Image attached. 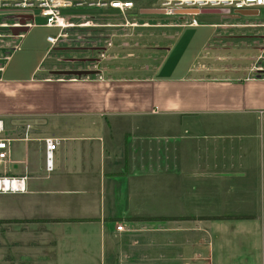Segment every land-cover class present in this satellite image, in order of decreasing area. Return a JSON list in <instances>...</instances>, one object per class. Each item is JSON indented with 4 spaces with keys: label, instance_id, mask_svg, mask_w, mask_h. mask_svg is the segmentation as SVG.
<instances>
[{
    "label": "crops",
    "instance_id": "0c3cea01",
    "mask_svg": "<svg viewBox=\"0 0 264 264\" xmlns=\"http://www.w3.org/2000/svg\"><path fill=\"white\" fill-rule=\"evenodd\" d=\"M249 11L182 14L200 24L160 63L114 70L49 69L56 28L30 63L27 30L0 67L11 170L27 176L0 193V264H264V23ZM224 27L262 39L258 54L202 64Z\"/></svg>",
    "mask_w": 264,
    "mask_h": 264
},
{
    "label": "rangeland",
    "instance_id": "374dc122",
    "mask_svg": "<svg viewBox=\"0 0 264 264\" xmlns=\"http://www.w3.org/2000/svg\"><path fill=\"white\" fill-rule=\"evenodd\" d=\"M164 1L139 0L136 8L126 14L92 9L76 10L73 11L74 13L68 11L69 18L74 16L75 25L68 28L66 36L59 40L57 52L53 51L54 59L47 60V63L50 61L47 64L48 68L52 69L55 66L89 68L91 65L95 64L96 66L100 63L101 66L106 64L114 70L117 65L139 66L145 63H153V65L160 63L162 61L160 57L162 53L163 55L165 53L164 50L176 40V33H180L182 30L188 31L182 26L189 22L187 20L189 16L183 17L182 15L188 13L179 10L168 12L170 9L163 5ZM11 15L0 14V67L6 63L7 55L15 49L20 39L12 30V24L17 20L13 19ZM198 18L200 19V17ZM259 20L264 23V7L260 9ZM44 21L37 14L36 22L43 23ZM262 23L257 22L256 25ZM241 30H243L241 27L222 28L209 47V53L206 52L207 57L202 59V64L219 66L221 63H226L222 58L233 53L238 56L250 51L249 55L251 56L252 51H255L258 54V48L255 46L258 44L257 42L261 44L262 39L259 37L247 38L241 34ZM28 32L23 46L24 51H28L32 47L29 62L33 63L37 58L35 51H47L50 45L45 38L48 34L56 35L57 30L48 29L39 24ZM245 51L247 52L245 53ZM263 53L264 50L260 52L261 55ZM238 62L235 60L234 64ZM256 64L258 63L256 62Z\"/></svg>",
    "mask_w": 264,
    "mask_h": 264
},
{
    "label": "built area",
    "instance_id": "2783aa9c",
    "mask_svg": "<svg viewBox=\"0 0 264 264\" xmlns=\"http://www.w3.org/2000/svg\"><path fill=\"white\" fill-rule=\"evenodd\" d=\"M139 0H0V14H12L17 20L12 24L13 28L30 29L39 24L58 29L56 36H48L49 42L55 46L59 40L66 36V30L74 26L73 18H69L67 12L76 10H99L126 14L136 8ZM175 4L176 6H173ZM163 5L172 12L175 10H209L220 9L228 13L239 15L241 10H257L264 7V0H165ZM201 13V12H200ZM39 14L45 21L36 22ZM190 15L199 13H188ZM241 15V14H240ZM196 17L191 18L187 25H199ZM27 32V31H26ZM26 32L17 34L22 38ZM18 45V44H17ZM16 45V47H17ZM15 138L8 136L3 119L0 118V193L23 192L26 190L27 176L12 174V144ZM46 166L48 170L53 168L54 151L58 140L55 137L45 138ZM124 224H118V230H124Z\"/></svg>",
    "mask_w": 264,
    "mask_h": 264
},
{
    "label": "water",
    "instance_id": "95a60500",
    "mask_svg": "<svg viewBox=\"0 0 264 264\" xmlns=\"http://www.w3.org/2000/svg\"><path fill=\"white\" fill-rule=\"evenodd\" d=\"M182 12L194 14V13H200V12L223 13V12H227V11L226 10H220V9H209V10H201V11H199V10H184ZM250 12L251 11H249V10H241L239 13L240 14H248ZM254 12L257 13L258 11L255 10ZM12 30L17 35L20 32H26L28 30V28L25 26L24 28H13ZM69 73L82 74V71H70Z\"/></svg>",
    "mask_w": 264,
    "mask_h": 264
},
{
    "label": "trees",
    "instance_id": "16d2710c",
    "mask_svg": "<svg viewBox=\"0 0 264 264\" xmlns=\"http://www.w3.org/2000/svg\"><path fill=\"white\" fill-rule=\"evenodd\" d=\"M237 217H248V216H237Z\"/></svg>",
    "mask_w": 264,
    "mask_h": 264
}]
</instances>
